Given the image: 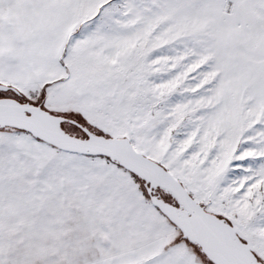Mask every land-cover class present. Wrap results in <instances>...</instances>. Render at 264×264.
I'll return each mask as SVG.
<instances>
[{
  "label": "snow or ice",
  "instance_id": "1",
  "mask_svg": "<svg viewBox=\"0 0 264 264\" xmlns=\"http://www.w3.org/2000/svg\"><path fill=\"white\" fill-rule=\"evenodd\" d=\"M0 264H264V0H0Z\"/></svg>",
  "mask_w": 264,
  "mask_h": 264
}]
</instances>
